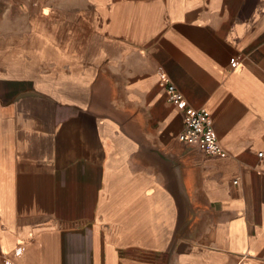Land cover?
Listing matches in <instances>:
<instances>
[{
    "label": "crops",
    "instance_id": "0c3cea01",
    "mask_svg": "<svg viewBox=\"0 0 264 264\" xmlns=\"http://www.w3.org/2000/svg\"><path fill=\"white\" fill-rule=\"evenodd\" d=\"M0 264H264V0H0Z\"/></svg>",
    "mask_w": 264,
    "mask_h": 264
},
{
    "label": "built area",
    "instance_id": "2783aa9c",
    "mask_svg": "<svg viewBox=\"0 0 264 264\" xmlns=\"http://www.w3.org/2000/svg\"><path fill=\"white\" fill-rule=\"evenodd\" d=\"M160 84L165 88L167 100L184 108L183 129L178 133V139L206 154H221L222 148L213 128L211 115L204 108L187 106L182 93L166 75L161 76ZM258 154L261 155L262 152Z\"/></svg>",
    "mask_w": 264,
    "mask_h": 264
}]
</instances>
